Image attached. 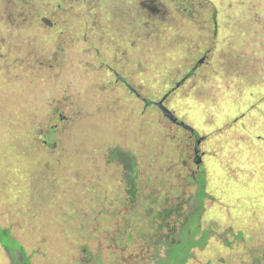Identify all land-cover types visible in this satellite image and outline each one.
<instances>
[{
    "label": "rangeland",
    "instance_id": "1",
    "mask_svg": "<svg viewBox=\"0 0 264 264\" xmlns=\"http://www.w3.org/2000/svg\"><path fill=\"white\" fill-rule=\"evenodd\" d=\"M34 2L0 0L17 15L0 25V227L30 263L155 262L159 218L123 203L120 176L93 184L118 145L136 155L155 209L180 207L174 234L201 203L208 236L184 264H253L264 249V0H57L47 34L19 20ZM13 253L0 245V264H24Z\"/></svg>",
    "mask_w": 264,
    "mask_h": 264
},
{
    "label": "trees",
    "instance_id": "2",
    "mask_svg": "<svg viewBox=\"0 0 264 264\" xmlns=\"http://www.w3.org/2000/svg\"><path fill=\"white\" fill-rule=\"evenodd\" d=\"M43 1L35 0V2L33 3L29 11L30 14L28 13L29 16L26 15L25 13L26 16H24L23 18L19 20L25 23V28L27 26L28 30L30 29L31 31L32 28H35V26H37L36 28H40L41 30L46 31V34H47L48 32L49 33L51 32L48 30V28L52 25L50 22L51 20L42 18V16L43 15L51 16V9H50L51 6L47 4L56 5L57 0H43ZM0 16H1L0 25H4L5 21L7 22L10 21L11 17L14 20L17 18V15H14V14L12 15L11 13L0 12ZM54 16H57V15L53 11L52 18ZM53 21H54V24H59L58 20L53 19ZM61 30H62V27H61ZM142 101L144 102L145 105H149V104L154 105L162 113L160 108L154 104L155 101H151V99H145V98H143ZM169 120L172 121L171 119ZM26 131H28V129H26ZM49 134L51 137V141H46V139H48L47 137L46 139H44V143L47 146H50L53 148L54 142H55L54 137H53L54 136L53 129L49 130ZM38 138H42V141H43L44 136L42 134H38ZM31 140L32 138L30 137L29 143L31 142ZM107 149L108 150L105 154L104 162L102 166L99 167L100 168L99 170L100 172L104 171V169H106L105 167L108 166L110 167V171L109 173L107 172V173H104L103 175H100L97 179H95L93 184L98 186V183H100L101 185L104 182V180H107L109 183H112L114 182L112 174L116 177L120 176V179H122L121 181L123 182V185L121 186V189H120L121 192H118V195L121 196V194L123 195V193H125L126 196L122 199V201H124L123 203L126 202L128 204L140 206L137 208L138 212H141L144 209L145 211L152 210V211H149L147 214L150 213L152 215V218L153 216L159 218V224L157 226L158 235H161V234L163 235H162V238L158 239L153 246V250L150 255V259H154L155 261L153 264H184L187 261V259L190 257V254H191L190 251L195 247L202 248L208 236L209 230L207 229L204 230L200 228V224H199V217H200L201 209L203 208L201 203H200V207L196 209L192 213L191 216H189L188 218L185 217V221L181 223L179 231L174 234L173 229L175 228V219H174L173 225H171L170 223H167V221L168 219H170L172 215H174L173 212L179 210L180 207L178 206V208H174V207L169 206V207L156 210L155 209L156 206L152 198L153 196L151 197L148 196L150 193L148 192L145 193L146 190L144 191L141 190L136 182V176H137V171H138L137 169L138 163H137L136 155L129 149H124L118 145L109 146L107 147ZM0 163L1 164L4 163V165H6V163L8 164V161H6V158H5V151L3 147H0ZM86 164L87 166H89V161L86 162ZM47 167L50 168V166H47ZM15 171L17 175L18 169L16 168ZM90 171L93 172L94 170H90ZM16 175L13 177V180L16 179ZM197 180H198L199 185H198V192L196 193V198L198 202H201V200L206 195L204 188H203L204 178L203 176L202 177L200 176L198 177ZM39 183L40 182H32V186L35 187ZM3 184H7V183H3ZM14 189L15 191L17 190V185L14 186ZM139 194L140 196H138ZM15 196H16V199H19L17 191L15 192ZM137 211H136V216L140 218ZM121 215H123V213ZM142 220L143 219L141 218V221ZM159 230H164V231L160 232ZM171 234H172V237H171ZM240 235L241 233L238 234V237H240ZM129 239H130V236L126 237L125 242ZM0 245L4 247V249L8 252L9 256H11L13 260L16 259L13 253V250L16 248L22 257L23 263L31 264L29 255L26 254L24 248L20 244H18V242L14 239L13 236H11L8 228L0 227ZM161 245H165V248L163 250L161 249L160 251ZM82 249H83L82 253L86 255L88 253V249L85 246H82ZM129 255H133V253H130ZM263 255H264V249L262 250V255L258 257L256 261H254L253 264H259L261 259L263 258L262 257ZM127 260H129V256ZM141 260L142 259L140 258H135V262L137 264L142 263ZM96 261L98 262L99 259H96ZM83 264H86V263L83 262Z\"/></svg>",
    "mask_w": 264,
    "mask_h": 264
},
{
    "label": "water",
    "instance_id": "3",
    "mask_svg": "<svg viewBox=\"0 0 264 264\" xmlns=\"http://www.w3.org/2000/svg\"><path fill=\"white\" fill-rule=\"evenodd\" d=\"M154 104L160 108L162 113L168 118L171 119L172 121H175V117H172V115L169 113V111L162 105L161 101L154 102ZM180 126H184L182 122H179Z\"/></svg>",
    "mask_w": 264,
    "mask_h": 264
},
{
    "label": "flooded vegetation",
    "instance_id": "4",
    "mask_svg": "<svg viewBox=\"0 0 264 264\" xmlns=\"http://www.w3.org/2000/svg\"><path fill=\"white\" fill-rule=\"evenodd\" d=\"M178 121V120H177ZM177 121H173V123L174 124H177ZM193 134V133H192ZM194 152H196L197 154V156L199 157L200 156V154H198V149L196 148V147H194ZM199 160V159H198Z\"/></svg>",
    "mask_w": 264,
    "mask_h": 264
}]
</instances>
